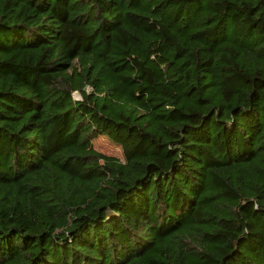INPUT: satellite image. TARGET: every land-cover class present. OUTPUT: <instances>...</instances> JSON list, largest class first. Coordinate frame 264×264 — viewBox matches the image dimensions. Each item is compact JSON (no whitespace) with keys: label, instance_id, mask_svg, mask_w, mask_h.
<instances>
[{"label":"trees","instance_id":"16d2710c","mask_svg":"<svg viewBox=\"0 0 264 264\" xmlns=\"http://www.w3.org/2000/svg\"><path fill=\"white\" fill-rule=\"evenodd\" d=\"M0 264H264V0H0Z\"/></svg>","mask_w":264,"mask_h":264},{"label":"rangeland","instance_id":"374dc122","mask_svg":"<svg viewBox=\"0 0 264 264\" xmlns=\"http://www.w3.org/2000/svg\"><path fill=\"white\" fill-rule=\"evenodd\" d=\"M73 96L75 99H79L78 94L75 93ZM82 148L99 153L101 161L125 162L127 157H129V154L125 152V149L123 150L122 146L115 144L104 136H96Z\"/></svg>","mask_w":264,"mask_h":264}]
</instances>
